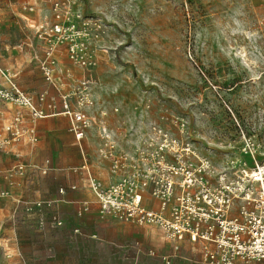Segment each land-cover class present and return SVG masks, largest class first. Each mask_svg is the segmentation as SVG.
Masks as SVG:
<instances>
[{
  "label": "rangeland",
  "instance_id": "rangeland-1",
  "mask_svg": "<svg viewBox=\"0 0 264 264\" xmlns=\"http://www.w3.org/2000/svg\"><path fill=\"white\" fill-rule=\"evenodd\" d=\"M55 3L80 47L72 59L74 42L63 31L46 80L39 61ZM82 83L93 102L91 128L114 118L133 128L135 143L156 123L218 171H238L240 160L264 165V0H0V87L56 116L61 96L79 93ZM69 104L77 108L73 97ZM13 202L0 204V264L145 262L76 231L66 239L64 224L46 217L40 227L24 209L29 201Z\"/></svg>",
  "mask_w": 264,
  "mask_h": 264
},
{
  "label": "built area",
  "instance_id": "built-area-1",
  "mask_svg": "<svg viewBox=\"0 0 264 264\" xmlns=\"http://www.w3.org/2000/svg\"><path fill=\"white\" fill-rule=\"evenodd\" d=\"M54 18L44 58L39 61L46 80L51 79L55 64V40L63 36V31L64 36L72 39L76 31L72 23L66 28L59 23L62 14L58 3L54 5ZM73 42L70 46L72 59L77 56L75 46L80 47L77 41ZM80 62L84 66L91 64L85 57ZM81 86L79 93L61 96V114L69 119L70 131L78 141L85 137L90 127L87 109L93 105L86 84ZM72 97L75 109L69 104ZM0 104L16 109L5 127L10 141H18L27 134L33 138L34 123L52 116L16 89L11 92L0 87ZM53 108L51 103L46 104V110ZM26 122L30 125L26 126ZM130 131L133 132V128ZM139 135L133 143V154H114V136L106 127H100L99 136L107 149L103 155L112 158V171L124 172L119 181L108 187L89 175V186L98 200L100 217L135 226L156 227L172 241L188 239L193 244L199 243L204 264H264V165L254 162V167L249 168L240 160L238 171L228 168L218 171L190 144H183L159 124L148 125ZM22 170L21 166L15 168L19 174ZM146 194L157 200L158 210L143 204ZM55 206L50 200L36 201L25 204L24 209L36 217L40 227L47 214L52 226H61L62 220L53 210ZM163 261L169 263L166 258Z\"/></svg>",
  "mask_w": 264,
  "mask_h": 264
},
{
  "label": "crops",
  "instance_id": "crops-1",
  "mask_svg": "<svg viewBox=\"0 0 264 264\" xmlns=\"http://www.w3.org/2000/svg\"><path fill=\"white\" fill-rule=\"evenodd\" d=\"M15 111L9 104H0V155L3 158L0 204L4 202L10 209L15 207L13 201L50 200L56 203L53 210L64 224L60 233L66 239L77 237L72 234L76 231L98 248H119L128 256L140 257L145 261L143 264H167L163 258L169 260L168 264H204L199 243L193 244L188 239L172 241L156 227L135 226L100 217L98 200L89 186V175L108 187L119 181L124 172L112 171V158L103 155L107 149L99 136V126L90 127L85 137L78 141L70 131L69 119L59 114L34 123L33 138L27 134L18 141H10L5 127ZM98 119L103 120L101 115ZM113 119L110 118L106 127L116 142L113 153L133 154L130 127H120ZM29 125L30 122H26V126ZM18 166L23 168L21 174L15 171ZM143 204L149 209L159 208L157 200L148 194ZM5 213L6 207L0 208V216Z\"/></svg>",
  "mask_w": 264,
  "mask_h": 264
},
{
  "label": "bare ground",
  "instance_id": "bare-ground-1",
  "mask_svg": "<svg viewBox=\"0 0 264 264\" xmlns=\"http://www.w3.org/2000/svg\"><path fill=\"white\" fill-rule=\"evenodd\" d=\"M259 170H262V168H259ZM252 173H255V171H252ZM256 176H258V175H256Z\"/></svg>",
  "mask_w": 264,
  "mask_h": 264
}]
</instances>
